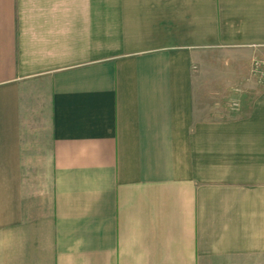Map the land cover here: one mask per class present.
I'll list each match as a JSON object with an SVG mask.
<instances>
[{"label":"crops","instance_id":"1","mask_svg":"<svg viewBox=\"0 0 264 264\" xmlns=\"http://www.w3.org/2000/svg\"><path fill=\"white\" fill-rule=\"evenodd\" d=\"M264 0H0V264H264Z\"/></svg>","mask_w":264,"mask_h":264},{"label":"built area","instance_id":"2","mask_svg":"<svg viewBox=\"0 0 264 264\" xmlns=\"http://www.w3.org/2000/svg\"><path fill=\"white\" fill-rule=\"evenodd\" d=\"M252 71L255 74L264 76V59L255 58L252 64Z\"/></svg>","mask_w":264,"mask_h":264}]
</instances>
